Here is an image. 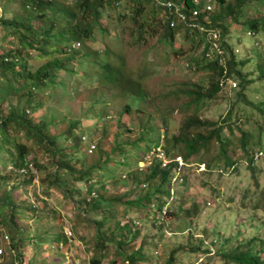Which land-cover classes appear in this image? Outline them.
Instances as JSON below:
<instances>
[{"label":"trees","instance_id":"obj_1","mask_svg":"<svg viewBox=\"0 0 264 264\" xmlns=\"http://www.w3.org/2000/svg\"><path fill=\"white\" fill-rule=\"evenodd\" d=\"M161 1L166 0H20L24 13L11 18L4 17V9L0 4V25L3 29L0 43V170L4 171H0V220L11 231L8 247L16 254L13 261L6 264H15V260L20 261L18 264H59L58 259L48 260L47 257L63 256L65 250L73 246L64 232V217L58 210L48 206L45 199L36 203L17 202L14 198L11 189L33 186L35 175H41L40 182L44 185L45 196L49 197V189L55 187L65 199L70 198L76 202V216L71 220L74 228L85 232L82 225L94 226L91 264H101L106 255L110 256L111 264H139L148 259L143 249L144 240H139L141 226L134 222L138 217L129 215L132 208L145 209L152 219V225L159 228L158 240L164 238L166 221L161 219L160 209L179 196L178 192H171L169 179L176 163L171 160L163 167V158H153L149 165L140 168L139 162L147 152L161 148L166 159H171L177 153L186 162L194 157L197 166L204 165V171L220 169L221 173L223 170L230 174L237 172L239 164L245 160L242 170L248 171V180L255 179L257 163L261 158L259 155L264 152V127L254 116L255 113L264 116V91L257 99L250 92L255 90L256 82L264 85V47L256 53L254 68L247 70L245 60L238 55V44L243 33H250L259 45L258 35H264V15L259 11L264 0H169L173 3L172 8L163 5ZM175 6L184 13L185 20L174 12ZM256 6L258 8L254 10ZM109 8L113 10V16ZM127 10L130 14H127ZM193 10L197 12L195 15ZM109 16L115 19L116 26L128 20L133 27L135 42L147 40L145 34L156 35L161 44L170 48L173 56L183 57L185 70L193 74L204 69L209 71L204 85L182 83V88H174L163 94L179 99L177 109L186 114L180 121L178 133L168 140L170 147L161 143L159 133L157 137L150 135L154 126L149 123V114L145 116L146 124L137 126L133 140L125 141L118 137L124 131L134 130L132 124L122 122V117L124 113L130 114L134 101L146 99L148 92L143 83L153 73V68L142 67L141 73L132 78L123 53L109 46L108 39L115 31L117 36L113 46L118 49L121 44L119 34H122L118 28L110 29L103 22ZM231 22L239 33L234 37L230 35ZM199 26L219 32L222 55H205L208 50L205 43L207 32L199 30ZM182 31L184 39L191 41L195 54L189 50L187 54L176 41ZM98 37L101 39L99 46ZM30 51H36L39 59L47 57L46 62L33 68L29 63ZM220 58H223L222 62ZM60 72L63 73L60 75ZM75 77L79 78V82H87L89 91L82 111L69 120L66 114L57 117L54 112H48L35 120L33 113L52 96L74 98L79 93L73 82ZM225 87L228 92L221 95ZM107 93L110 99L106 97ZM114 98L124 101V105L112 110L110 103ZM220 98L227 103L226 111L217 118L203 117V112L209 106H217ZM4 104L8 106L7 112L2 111ZM138 109L139 113H145V110ZM111 114L114 115L116 131L113 147L106 153L105 148L102 150L92 137L96 129L105 132ZM162 115L161 125L169 130V113L164 112ZM91 119L92 128H88L86 123ZM61 122H65V129L52 134L49 128H56ZM85 135L89 139L87 148L91 149V145H94L91 153H97V158L89 162L84 160L81 152ZM141 148L144 154L137 155L136 151ZM110 153L117 156H111ZM38 154L39 157H45V163L40 161ZM116 166H122L127 175L133 173V186L139 189L135 197H127V190L114 196L104 195L106 182L112 180L109 177L115 175ZM182 172L181 184H184L186 175ZM153 180L156 183L151 189ZM252 190L248 184L243 187L240 208L260 209L258 204L248 207ZM180 197L182 200V195ZM259 198L263 200V194ZM229 201L232 202V199ZM116 204L123 205L122 209L117 210L125 218L115 221L109 228V221L118 216L113 210ZM98 208L102 211L99 219L85 218L88 212ZM166 209L170 212L168 206ZM196 211V205L185 211V218L191 223L187 224L189 226L184 234L190 238L188 250L204 252L202 245L204 238H208L205 232L196 235L198 241L191 245ZM168 212L165 217L169 222ZM16 216H24L25 221L31 219V222L26 227L16 225ZM250 218L253 219L252 216ZM46 222L56 223L60 228L52 236L51 243L46 242L50 235L48 229H45ZM235 228L233 238L238 237L242 229L240 226ZM216 230L217 245L221 238V247L224 249L220 256L221 264H264V252L259 256L253 253V250L258 251L257 245L264 246V238H259V243L255 236L232 241L230 237L223 238L217 228L213 231ZM136 241L137 246L128 250ZM26 242L32 243L35 251L24 262L18 248ZM152 245L156 247L154 253L158 254L159 245ZM185 248L183 242L173 244L167 248L166 258L153 264H179L180 258L177 255ZM73 258L76 264V258Z\"/></svg>","mask_w":264,"mask_h":264},{"label":"rangeland","instance_id":"obj_2","mask_svg":"<svg viewBox=\"0 0 264 264\" xmlns=\"http://www.w3.org/2000/svg\"><path fill=\"white\" fill-rule=\"evenodd\" d=\"M0 4L3 6L4 9V17L11 18L16 14H23L24 11L21 7L20 0H0ZM261 10L260 13L264 15V4H261ZM256 6L254 8L257 9ZM127 14L130 11H126ZM109 13L111 16H113V10L109 8ZM262 15V16H263ZM110 17V16H109ZM105 17L103 19L104 23H107L109 25V28H118L119 31L122 34H119L121 37V44L118 49L114 48L113 42L116 40L115 31L112 32V35L109 40V46L112 49L120 50L125 58L126 61V67L129 72V74L132 76V78H136L139 73H141L142 67H151L153 68V73L151 75L147 76L144 79V87L146 88V91L148 92L147 97L143 101H134L132 104V110L130 114L124 113L122 117V122L125 124H129L134 127V130L132 132L124 131L121 135H119V139L128 141L133 140L136 137L137 133V126L139 124H146L147 118L145 117L147 114H149V123L154 126L153 131H151L150 135L157 137L158 133L161 135V143L163 145H167L168 147L171 146V143L168 142L170 140V137L172 135H176L178 133V128L180 125V121L186 116L184 114L185 112L180 111L177 109L179 99H176L174 96L167 97L163 96L164 93L167 91H170L174 88H182V83L187 84H193V83H199L203 84L205 82V77H208L209 71L208 69L202 70V72L193 74L190 71H187L184 69V66L182 65V58H177L173 56V54L170 51V48H168L166 45L161 44L157 40L156 35H149L145 34L144 37L147 39L145 41L141 40L139 42L134 41L133 33H132V26L131 23L126 20L122 24L116 26L115 25V19L112 17ZM35 20H33L34 22ZM230 22V21H228ZM36 26V22H34ZM230 35L232 37L239 35V33L233 28V23H230ZM183 31L181 34H179L176 41H178L181 46V48L188 54V50L192 52V54H195L196 50L191 47V41L189 39H184L182 36ZM3 34V29L0 25V43H1V35ZM248 33H243L241 35V42L238 44L239 48V56H242L245 60V68L247 70H251L254 68V59L256 57V53H259L261 49L264 47V35H258V39L260 40L259 45L255 43V40L252 39V35H247ZM97 45H101L99 42L101 39L97 38ZM105 41L107 42V38H105ZM178 46V43L176 44ZM36 51H30L29 55V63L33 66V68H36L40 66L42 63L46 62L47 57H44V59H39V57L36 56ZM63 72H60V75ZM78 77L73 79L74 84L76 85V88L78 89L79 93L74 96V98L69 97H62V96H52L49 100L46 101L44 106H42L40 109L35 111L33 113V118L37 120L38 118H41L44 116V114L48 112H54L57 114V117H61L62 115L66 114L67 119H71V117L77 116L82 109L84 108V104L87 103V97L89 94V91L87 89V82H79ZM72 80V78L70 79ZM231 83V81L229 80ZM257 86H255V90L253 93L250 92V94L255 97V99L259 98L261 96V92L264 91V85L262 86L260 82H256ZM205 84V83H204ZM203 84V85H204ZM255 84V83H254ZM233 85V83H232ZM227 87L222 90V94H226ZM107 98L109 97V93L106 94ZM226 97V96H225ZM180 98V97H179ZM181 97L180 99H182ZM185 97L182 99L184 100ZM124 102V101H123ZM122 101L118 100L117 98L112 99L110 106L111 109H116L121 106H123ZM218 105H212L207 108L206 111L203 112V117H207L209 119L217 118L219 114H223L226 111L225 105H227L225 99L220 98L218 101ZM8 106L4 104L3 106V112H7ZM138 108L142 109L145 113L141 114L138 112ZM138 109V110H137ZM111 110V112H112ZM171 111V112H170ZM253 111V110H252ZM164 112L169 113L170 119V127L169 130H166L165 127H162L161 123L163 122V116ZM191 112V111H189ZM168 117V116H167ZM254 118L258 120L259 124L264 127V116L258 113H255ZM108 122H106V130L105 132H102L101 130L96 129L94 136L92 137V140L95 142H98L100 146L102 147V150L104 149V152H108L113 147V136L114 132L116 131V126L114 124V115L111 114V117L108 118ZM92 122L87 121L86 125L88 128H92ZM66 127L65 122H61L58 124V126L55 128L54 126L50 127V132L52 134H55L59 131L64 130ZM120 128L119 130H121ZM118 130V131H119ZM86 139H82V143H84L81 147V152L84 157V160L86 162H89L90 160H93L94 158H97V153L93 151L92 153L87 148V144L89 142V139L87 135H85ZM88 139V140H87ZM262 141L264 143V132L262 134ZM37 149V148H35ZM161 149V148H160ZM177 151V148H175ZM136 151V150H135ZM237 151V150H236ZM146 152V150H145ZM95 153V154H94ZM161 150L158 151V155H160ZM111 156H117L115 153H110ZM137 155L144 154L143 148L138 149L136 151ZM179 154V153H178ZM40 155H42L40 153ZM33 156V155H32ZM177 156L174 155L171 159H167V162L174 160L173 158ZM259 159L257 163V175L255 176V179L248 180V171L242 170V167L245 165V160H243L239 166L238 171L230 174L226 171L220 172V169L215 171H204L202 170L200 166H197L195 164L194 157H190V162L194 163L192 164L190 162H186V165L180 168V170H183L186 179L185 183L181 184L178 183L175 186H171V192L173 190L175 192H178L179 196H176V199H172L170 204H168V209L170 212H168L167 209H165V213H163V219L166 221L164 228L165 234L164 238L162 237L161 240H158V235H160V231L158 226L152 225V219L146 214L145 209H139V208H132L131 210V216H136L137 222L141 226V237L139 238L140 241L144 240L143 243V249L144 252L147 254L148 259L146 261H142L139 264H153L162 262L164 258H166L167 255V248L173 244L176 243H185V250H183L182 253L178 254L177 256L180 258L181 264H193L197 260H201L200 264H221L220 256L222 255L224 249L221 247V238L220 242L217 245L216 240V231H213L215 228H217L220 232H222L223 238H232V241H240L243 239H250L253 236L259 237L262 233V230L264 229V206L262 204L264 203V157ZM31 158V156H29ZM41 162L46 161L45 157H39ZM143 164V163H140ZM123 166V165H122ZM122 166H116V173L113 177H109L112 180L106 182V190H104V195L106 196H114L117 194H121L122 192L126 191L129 192L127 197H135L138 193L139 189L135 185L133 186V181L131 180L132 177L130 172L127 173L122 170ZM141 166V165H139ZM189 168V169H188ZM145 170V169H144ZM1 173L4 172L3 170H0ZM143 171V170H139ZM33 172H35L33 170ZM172 172V171H171ZM32 173V172H31ZM43 174V173H41ZM117 175V178H116ZM125 175L126 177H123ZM242 176V177H241ZM141 177V175H140ZM41 175L37 176L35 175L33 178V186L27 185L24 187H15L12 190V194L17 202L19 201H30V202H40L42 199L46 200V203L48 206L56 209L59 211V213L64 217L65 219V225L67 228H70L72 226L74 236H73V246L72 248L69 247L68 250H65L64 255L59 257H54L52 255L48 256V260H54L58 259L57 262L59 264H74L73 257L76 258V264H91L90 259L92 257V244L91 240L93 239V236L95 235V228L93 225H82L81 227L83 229H86L85 232H82L80 228H74L73 224L71 223V220L75 218L76 216V202L71 200L70 198H64L61 193L58 192V189L55 187H51L49 189L50 196L47 197L44 195V185L40 182ZM143 179V176L141 177ZM153 185H151V189L154 188V185L156 183L155 180H153ZM11 185L12 183H8ZM97 184V183H95ZM181 184V185H180ZM248 184L253 190L250 194L249 198V205L248 207H251L253 204H258L260 206V209L255 210L253 208L252 210L250 208L242 207L240 208V195L241 190L243 187ZM9 185H6V187H9ZM132 186L128 189H126L129 186ZM81 186V185H80ZM85 186V185H84ZM134 191V192H133ZM263 194V200H260L259 196ZM182 195V200L181 196ZM80 197V196H77ZM38 198V199H37ZM229 199H232V202L229 201ZM39 204V203H38ZM197 206V211L194 213V229H193V239L192 244L194 245V242L197 243L198 236L203 235L204 232L206 233L208 238H204V246L202 245V248L204 250V254L202 250H198L195 252V250L190 251L188 250V244L190 243V238H188V235L186 236L184 234L186 228L189 226L187 224H190L191 222L186 220L185 211H189L192 209V206ZM123 205L120 206L118 204L115 205V208H113L114 213H117V217L115 219H112L109 221V228L115 224V221H121L125 217L119 214L117 209H122ZM139 209V210H135ZM239 209V210H238ZM169 214L170 221L168 222L165 215ZM174 212V213H171ZM177 214V218H176ZM102 216L101 208H98L97 210L88 212V215L85 216L86 219H99ZM253 217L251 219L250 217ZM24 216H16L14 221L16 225L24 226L26 227L27 224H30L31 219L28 221L24 220ZM114 221V222H113ZM24 222V223H22ZM242 223V224H241ZM235 226H240L241 234H239V238H233V234L236 233ZM171 228L173 229L174 233L170 235ZM45 229H48L50 235L47 236V243H51L52 236L57 234L60 230L58 224L56 223H49L46 222ZM9 227L3 223L0 220V264H6L9 262H12L14 259V256L16 255L13 250H9L8 243L10 239V233ZM83 234V235H82ZM86 234V235H85ZM196 235H198L196 237ZM145 236V238H143ZM83 239H82V238ZM213 238V239H212ZM210 240V241H209ZM162 243V244H159ZM158 244L159 246V253L155 254L154 251L156 247L152 245ZM137 241L131 244L128 248V250L135 248L137 246ZM46 247V246H45ZM195 247V246H193ZM127 248V247H126ZM195 249V248H193ZM18 250L22 252V257L24 262H27L29 257L34 253L35 248L33 247L32 243L26 242L19 246ZM109 250H111V246L109 247ZM216 250V253H215ZM219 251V253H218ZM111 252V251H110ZM109 252V253H110ZM48 253V252H47ZM108 253V254H109ZM213 254H215L213 256ZM213 256V259L211 257ZM39 257V255L37 256ZM60 260V261H59ZM117 260V259H115ZM20 261L15 260L14 263L18 264ZM101 264H111L110 262V256L106 255V258L102 261Z\"/></svg>","mask_w":264,"mask_h":264},{"label":"built area","instance_id":"obj_3","mask_svg":"<svg viewBox=\"0 0 264 264\" xmlns=\"http://www.w3.org/2000/svg\"><path fill=\"white\" fill-rule=\"evenodd\" d=\"M163 5L169 7V8H172L173 6V3L171 1H161ZM170 11H172V9H169ZM174 12L177 13V15L182 19V20H185V16H184V13L182 14L180 11H179V8L175 6V10ZM192 13L195 15L197 12L196 10H193ZM171 26H173V22L171 23ZM199 30L203 31L206 33V40H205V43L208 45V50L207 52L205 53V55L207 57H211L214 53H216L217 55H222V50L220 48V44H219V39H220V35H219V32L214 30V29H208L204 26H199ZM220 61L222 62L223 61V58H220ZM94 148V145H91V149ZM91 149H89V151L91 152ZM174 162H176L177 164L172 168V172H171V184L172 186H175L177 183L181 182L182 181V177L180 176V168H182L183 166L186 165V162L182 159L181 156H175L173 158ZM168 165V162L167 160L165 159L162 163V166H166ZM31 166V165H30ZM201 168H204L203 165H200ZM165 209H166V206L164 205L162 207V213H165ZM161 219H163V214L160 215ZM136 223H138L137 221H135ZM64 232L66 234V236L68 237L69 241L70 242H73V232L70 228H67L65 227L64 228ZM173 232L171 231L170 235H172ZM204 246V244H203ZM204 253V252H203ZM215 253H216V250H215ZM206 254V253H204ZM215 254H213L214 256ZM213 256L211 257L212 259ZM200 259L197 260L196 262H194L193 264H200Z\"/></svg>","mask_w":264,"mask_h":264},{"label":"clouds","instance_id":"obj_4","mask_svg":"<svg viewBox=\"0 0 264 264\" xmlns=\"http://www.w3.org/2000/svg\"><path fill=\"white\" fill-rule=\"evenodd\" d=\"M249 35H250V33H248ZM247 34V35H248ZM159 150H161V153H160V155H158L157 153H158V151ZM178 156V155H177ZM180 156V155H179ZM259 156H263L264 157V152H261V155H259ZM153 158H163V161L166 159L165 158V156H164V154H163V150L162 149H160V148H155L154 150H151V151H149V152H147L146 154H145V156H144V159L142 160V161H140L139 162V165H141V166H139L140 168H143L145 165H149L151 162H152V160H153ZM262 158V157H261ZM183 159V158H182ZM167 160V159H166ZM184 160V159H183ZM185 161V160H184ZM170 162V161H169ZM186 162V161H185ZM140 163H143V164H140ZM176 163V162H175ZM177 164V163H176ZM200 165H203V164H199L198 166H200ZM204 166V165H203ZM202 170H204V168L202 169ZM180 173H183L182 172V170H181V172ZM123 177H126L125 175H123ZM181 177H182V181H183V175H181ZM171 178V177H170ZM169 178V179H170ZM171 181V180H170ZM181 181V182H182ZM181 182H179V183H181ZM178 184V183H177ZM176 184V185H177ZM153 205V204H152ZM166 207H167V204L165 205ZM160 215L161 214H163L162 213V208L160 209ZM157 215H159V214H157ZM137 219H135L134 220V222L136 221ZM123 222V221H122ZM171 231L174 233V231L171 229ZM264 238V229L262 230V233L260 234V236L259 237H255V239H257L258 240V243H259V238ZM242 241V240H241ZM256 248L258 249V251H255V250H253V253H257L258 254V256H259V254L261 253V252H264V246H261V245H257L256 246ZM156 254V253H155ZM213 260H215V259H213ZM179 264H181V262H179Z\"/></svg>","mask_w":264,"mask_h":264}]
</instances>
